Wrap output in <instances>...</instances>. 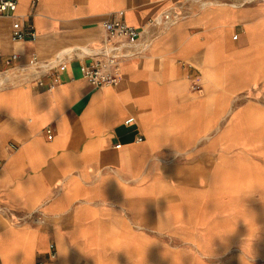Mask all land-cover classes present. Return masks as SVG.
I'll return each mask as SVG.
<instances>
[{
    "label": "crops",
    "instance_id": "0c3cea01",
    "mask_svg": "<svg viewBox=\"0 0 264 264\" xmlns=\"http://www.w3.org/2000/svg\"><path fill=\"white\" fill-rule=\"evenodd\" d=\"M112 14L141 35L118 82L94 86L83 47ZM16 15L37 37L0 16V264H264V0Z\"/></svg>",
    "mask_w": 264,
    "mask_h": 264
},
{
    "label": "built area",
    "instance_id": "2783aa9c",
    "mask_svg": "<svg viewBox=\"0 0 264 264\" xmlns=\"http://www.w3.org/2000/svg\"><path fill=\"white\" fill-rule=\"evenodd\" d=\"M18 0H0V16L15 17L12 23V39L15 41H34L37 37L35 27L31 23L23 22L16 15ZM164 20L175 21V17L171 19L169 14H166ZM159 19L153 22L157 24ZM103 38L98 45H93L90 51H86L87 61L80 64L81 72L90 80L94 86L114 85L119 79V65L125 61L131 54L130 47L134 45L141 35V30L128 25L120 16L112 14L102 23ZM1 56V54H0ZM17 58L16 54L7 56L5 61L10 63ZM37 62L34 57L29 64L33 67ZM50 76L49 87L61 83L63 80L56 69L47 71ZM40 85L45 84L44 79H38ZM135 122V117H128L124 124L132 125ZM48 137H52L51 129H47ZM142 140V137H138ZM117 144L116 147H120Z\"/></svg>",
    "mask_w": 264,
    "mask_h": 264
},
{
    "label": "bare ground",
    "instance_id": "6f19581e",
    "mask_svg": "<svg viewBox=\"0 0 264 264\" xmlns=\"http://www.w3.org/2000/svg\"><path fill=\"white\" fill-rule=\"evenodd\" d=\"M101 41V40H100ZM100 41H96L94 44H92L91 46H86V47H83L84 49H86L87 48V50L88 51H90L91 50V47L93 46V45H98L99 43H100ZM84 51H86V50H84ZM123 63V61L120 63V65H119V75H120V67H121V64ZM118 82V81H117Z\"/></svg>",
    "mask_w": 264,
    "mask_h": 264
},
{
    "label": "water",
    "instance_id": "95a60500",
    "mask_svg": "<svg viewBox=\"0 0 264 264\" xmlns=\"http://www.w3.org/2000/svg\"><path fill=\"white\" fill-rule=\"evenodd\" d=\"M124 128V126H121L119 129H123Z\"/></svg>",
    "mask_w": 264,
    "mask_h": 264
},
{
    "label": "rangeland",
    "instance_id": "374dc122",
    "mask_svg": "<svg viewBox=\"0 0 264 264\" xmlns=\"http://www.w3.org/2000/svg\"><path fill=\"white\" fill-rule=\"evenodd\" d=\"M102 31V30H101ZM102 34H103V31H102Z\"/></svg>",
    "mask_w": 264,
    "mask_h": 264
}]
</instances>
